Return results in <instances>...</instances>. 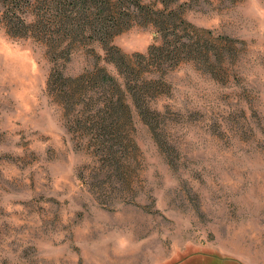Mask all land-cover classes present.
<instances>
[{"label":"rangeland","instance_id":"rangeland-1","mask_svg":"<svg viewBox=\"0 0 264 264\" xmlns=\"http://www.w3.org/2000/svg\"><path fill=\"white\" fill-rule=\"evenodd\" d=\"M167 2L163 34L194 51L107 155L48 86V47L10 34L0 5V264H264V0ZM162 42L147 18L111 41L128 56ZM62 65L122 81L90 38Z\"/></svg>","mask_w":264,"mask_h":264},{"label":"trees","instance_id":"trees-1","mask_svg":"<svg viewBox=\"0 0 264 264\" xmlns=\"http://www.w3.org/2000/svg\"><path fill=\"white\" fill-rule=\"evenodd\" d=\"M159 2L161 9H154ZM147 4L141 0H0L2 19L12 35L33 37L48 47L53 63L48 86L64 100L66 111H72L78 130L95 147L108 154V143L132 141V109L147 120L149 94L160 89L167 61L194 51L193 43L183 39L169 40L166 31L176 35L174 14L167 0ZM147 18L163 36L162 44L150 46L144 54L128 56L111 41L137 19ZM175 28V29H174ZM87 38L98 42L105 56L122 78L109 75L105 68L84 70L72 77L63 72L67 60ZM134 58V59H133ZM61 62V63H60ZM103 92L89 94L91 88ZM151 108V109H150ZM113 111V114L110 113ZM118 116V117H117Z\"/></svg>","mask_w":264,"mask_h":264},{"label":"crops","instance_id":"crops-1","mask_svg":"<svg viewBox=\"0 0 264 264\" xmlns=\"http://www.w3.org/2000/svg\"><path fill=\"white\" fill-rule=\"evenodd\" d=\"M232 259H234L233 257H232ZM225 260H228V258H225ZM235 260H236V258H235ZM228 261H231V259L230 260H228ZM228 264V263H227ZM240 264H243L242 262H240Z\"/></svg>","mask_w":264,"mask_h":264},{"label":"flooded vegetation","instance_id":"flooded-vegetation-1","mask_svg":"<svg viewBox=\"0 0 264 264\" xmlns=\"http://www.w3.org/2000/svg\"><path fill=\"white\" fill-rule=\"evenodd\" d=\"M209 254H210V253H209ZM209 254H208V255H209Z\"/></svg>","mask_w":264,"mask_h":264}]
</instances>
